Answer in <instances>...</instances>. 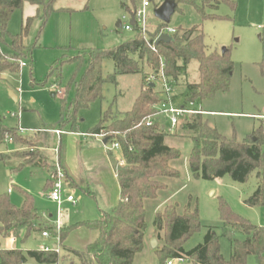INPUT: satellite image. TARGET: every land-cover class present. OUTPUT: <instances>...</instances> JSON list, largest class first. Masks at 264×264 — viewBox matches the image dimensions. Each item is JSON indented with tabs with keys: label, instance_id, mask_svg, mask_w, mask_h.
Here are the masks:
<instances>
[{
	"label": "trees",
	"instance_id": "trees-1",
	"mask_svg": "<svg viewBox=\"0 0 264 264\" xmlns=\"http://www.w3.org/2000/svg\"><path fill=\"white\" fill-rule=\"evenodd\" d=\"M57 0H0V78L2 75H17L20 63L31 60L32 49L24 45L34 18L41 21L37 38L49 17L54 13L53 5ZM175 12L178 5H192L202 20L219 19L217 15L204 12V8H215L220 3L228 4L235 9L234 0H202L201 6L195 0H174ZM25 4L36 8V15L25 18L19 33L8 32V23L12 14L21 10ZM174 12V13H175ZM168 28L159 23L153 30L141 33L136 25L132 26L135 36L114 49H90L77 52L72 56L60 59L51 67L49 79L56 67L65 64L73 66L69 84L61 99L59 131L63 134L55 139L51 131H37L33 137H23L17 129L6 128L0 120V145L10 140L16 145L28 148L26 153H16L22 159L17 169L25 165L48 168L49 162L42 147L58 148V161L65 175V182L71 189L77 188L86 197L92 193L86 185L74 180L65 169L64 144L67 133H77L82 118L80 111L102 98L101 88L105 82L115 84L116 77L122 75H142V85L131 110L114 116L110 112L102 115L98 124L88 130V135L104 134L107 145H118L119 158L123 166L116 168V179L120 189V200L111 212H101L97 219L79 221L62 227L59 232V246L67 257L76 259V264H133V258L143 247L146 230L144 203L154 200L159 191L165 188L163 180L177 178L179 173L171 162L180 158L177 149L165 143L167 137L176 135L179 129L191 134L192 150L188 165L191 175L196 179L216 180L228 175L233 181L245 183L255 173L258 184L254 193L244 201L248 206H264V157L261 145L264 144V132L254 131L242 141L227 139L216 129L210 127L203 115L185 116L181 119L175 133L170 135L162 129L155 106L160 101L158 88H154L147 79L156 76L163 64L164 74L170 79L173 88L183 84L185 92L173 98L182 106L199 105L211 100L219 92L229 89L233 63L228 51L222 54L209 53L203 42V35L197 27L171 34L172 41L156 44L155 40ZM6 46L9 53L3 52ZM109 59L114 65V74L106 80L102 77V62ZM197 64V81H188V68L191 63ZM144 67L151 72L143 73ZM264 74V63L260 64ZM46 79V80H47ZM58 77L56 82H61ZM72 92V98L67 95ZM55 96V94H54ZM53 96V97H54ZM147 119H152L151 126H145ZM53 138L55 141H53ZM0 157V160H3ZM117 165H115L116 167ZM50 187V183H49ZM222 221L221 237L231 242V254L225 260L219 251L218 236L208 231L201 244L186 251L184 243L201 228L196 208L187 204L182 212H177V205H167L155 214L154 233L163 245L156 247L160 264L170 258L183 257L189 264H246L252 256L255 264H264V227L252 225L247 220L233 214L224 202L219 206ZM38 216L33 206V199L25 194L23 205L18 208L7 196L0 194V264H58L60 255L56 252L40 250H19L16 247L4 249V241L13 238L15 243L19 236L24 239L34 232L51 230L50 225L37 224ZM97 232V238L89 243L85 250H69L65 245L68 236L78 229ZM163 233V236L161 237ZM235 234L245 238L237 240ZM161 237V238H160ZM64 258V257H63Z\"/></svg>",
	"mask_w": 264,
	"mask_h": 264
},
{
	"label": "rangeland",
	"instance_id": "rangeland-1",
	"mask_svg": "<svg viewBox=\"0 0 264 264\" xmlns=\"http://www.w3.org/2000/svg\"><path fill=\"white\" fill-rule=\"evenodd\" d=\"M143 1L57 0L53 5L55 11L43 26L38 38L37 32L41 21L34 18L24 40L27 49L36 46L32 49L31 60L24 62L26 66L21 68L19 74H5L0 78L2 124L9 129H17L18 132L22 129L19 133L24 138L33 137L39 129L45 131L58 129L61 120V99L66 85L69 84L73 66L65 64L56 67L53 75L47 79L51 67L60 59L77 52L90 49L110 50L132 40L135 32L124 30L122 26L129 24L131 13L140 10ZM147 1L149 2L146 9L147 29L153 30L160 23L154 16V10L164 0ZM234 1L235 9L226 3H220L213 9L204 8L206 14L219 17L206 20L201 19L192 5L180 3L178 5L180 11L171 16L167 25L168 29H175L178 33L197 27L199 33L203 35L207 52L222 54L223 50L228 51L233 63L228 91L217 93L213 99L201 102L199 107L204 112L203 119L210 127L227 139L242 141L254 131L264 132V74L260 70V64L264 63V0ZM195 3L201 6L202 0H195ZM35 9L34 6L25 4L21 10L15 11L8 23V32L12 35L19 33L22 21L26 17L35 16ZM2 50L9 53L6 46ZM101 66L102 77L105 80L114 74L111 60H104ZM150 72L144 67L143 73ZM58 77H62V81L55 83ZM197 79V64L193 62L188 68V81L193 82ZM141 85V74L117 76L115 84L105 82L101 88L102 98L94 101L88 109L80 111L82 121L79 123L78 132L86 133L95 127L106 112L120 116L131 110ZM156 88H159V85L156 84ZM184 92L183 84L174 87L176 95H183ZM11 93L16 96V100L11 97ZM52 93L55 94L54 97L51 96ZM71 98L72 92L67 95V100L70 101ZM165 125L167 126V123ZM176 133L167 137L165 143L180 153V158L171 162L179 176L163 180L165 188L158 192L154 200L145 201L146 230L143 247L135 254L133 264H160V256L155 248H152L151 241L155 240L156 247L159 248L163 243L154 233L153 221L155 214L161 212L167 205H177L179 214H182L187 204H190L192 209H197L201 228L184 243L186 251L201 244L207 232L212 231L219 237V251L225 260L230 257L231 242L221 237L222 221L219 213L221 202L239 218L257 227H264V206L251 207L244 203L257 188L258 180L255 173H252L245 183L235 182L228 175L216 180L194 178L188 165L193 147L191 134L182 129ZM54 138L57 139L56 136ZM53 149L52 145L40 149L47 154L48 168L25 165L17 169L23 160L15 154L26 153L29 149L10 140L0 145V157L4 158L0 160V194L7 196L18 208L23 205L25 194L31 196L38 216L36 225H52L55 221L56 205L48 200L45 194L46 179L52 167ZM261 152L264 157V144L261 145ZM8 189L11 190L10 194L7 193ZM73 194L76 199L80 198V201L75 207L63 203L62 226L70 218L73 223L81 217L94 220L98 218L99 211L109 213L112 210H102L100 203L79 191ZM75 233L68 236L65 245L78 251L84 238ZM234 238L243 240L245 237L235 234ZM48 242L49 240L41 239L40 232H34L26 239L24 234H21L15 247L23 251L38 250L41 245ZM66 254L60 248L58 255L61 257L58 264L77 263L75 258L67 257ZM246 264H255L254 257H248Z\"/></svg>",
	"mask_w": 264,
	"mask_h": 264
},
{
	"label": "crops",
	"instance_id": "crops-1",
	"mask_svg": "<svg viewBox=\"0 0 264 264\" xmlns=\"http://www.w3.org/2000/svg\"><path fill=\"white\" fill-rule=\"evenodd\" d=\"M118 27H120V25H118ZM174 95L176 94L174 93ZM176 96H179V95H176ZM11 97L14 100H16V96L13 93H11ZM38 131H45V130L39 129ZM54 135L56 136V134ZM64 135H65L64 164H65V169L67 173L74 180L79 181L80 183L82 182L83 185H86L88 187V189L92 193V198L97 203H100L101 205L100 208H102V210L108 211L110 209H113L120 200V189H119L118 182L116 179V174H115V165L117 164V161L120 159L118 151L116 150L108 151L107 144L104 138H99V137H95L92 135H88L87 132L86 133H79V132L67 133ZM44 155L47 157V154L44 153ZM51 155H52L51 156V159H52L53 153H51ZM49 175H50V172L48 173V177L46 179L45 190L47 191L49 189ZM8 190H7V193L10 194L11 191L8 192ZM65 190L68 192H71L72 194L75 191H79L81 193V191L78 190L77 188L75 189L69 188L67 186V183L65 186ZM73 196H74V199L76 200V203L74 205L70 203H66V202L65 203L72 207H75L80 201V198L76 199L74 194ZM99 212L101 213L102 211H99ZM80 216H82V214ZM49 218H51V216H49ZM81 218L74 221V223L79 222V221L90 220L88 219L89 217H81ZM70 219L62 227L74 224L72 222L73 220L71 219L72 220L71 221ZM73 233L78 234L80 236L82 235V238H84L82 242L83 244L81 245L80 249H78V251L85 250L86 246L89 243L93 242L97 238V235H98L97 232L89 231L83 228L75 230L71 234ZM40 237H41V232H40ZM41 239L49 240L48 243L43 244L41 246L51 245V244L53 246L54 244L53 238H42L41 237ZM8 240L9 238L4 241V249L14 248L15 242L13 243V246L9 247V245L7 244ZM66 247L72 250H75L69 246H66ZM59 249H60V246H59Z\"/></svg>",
	"mask_w": 264,
	"mask_h": 264
},
{
	"label": "built area",
	"instance_id": "built-area-1",
	"mask_svg": "<svg viewBox=\"0 0 264 264\" xmlns=\"http://www.w3.org/2000/svg\"><path fill=\"white\" fill-rule=\"evenodd\" d=\"M149 7V2L147 0L143 1L142 7L140 10H134V12L130 15V21L134 19L135 25L138 27L141 33H145L147 30L146 24V9ZM129 21V22H130ZM123 29L130 31L132 30L131 24H123ZM175 33V29H166L164 34L171 35ZM26 64L24 62L20 63V68L25 67ZM164 66L161 63L160 70L157 72L156 76H150L147 81L159 85V94H160V101L155 106V110L157 112V117L159 118V122L162 123V129L167 132L168 134L172 135L175 133L176 129L178 128L181 119L185 116H191L196 114L203 115L204 112L201 111L199 105H188L182 106L178 101H174V88L170 79H168L163 70ZM197 107V108H195ZM154 123L152 119H147L145 122V126H151ZM167 123V126L165 125ZM19 132H22V129H19ZM57 137L63 134L62 131L56 130L53 131ZM95 137L104 138V134L93 135ZM108 151L118 150V145L116 143H112L107 145ZM53 158H52V167L50 169L49 175V183L50 187L46 193V197L52 203L56 205V215L55 221L51 226V230H44L41 232L42 238H53L54 244L53 246H41L40 251L42 252H51L54 251L59 254V232L62 228L61 225V215H62V205L63 203H70L74 205L76 200L71 192L65 190L66 180L64 172L59 164L58 161V148L55 147L53 150ZM124 162L119 159L117 161V166L115 167V174L116 168L123 166ZM11 190H8L10 192ZM13 238H9L7 244L9 247L13 246L14 243ZM12 249V248H7ZM165 264H189L186 258L183 257H176L168 259Z\"/></svg>",
	"mask_w": 264,
	"mask_h": 264
},
{
	"label": "water",
	"instance_id": "water-1",
	"mask_svg": "<svg viewBox=\"0 0 264 264\" xmlns=\"http://www.w3.org/2000/svg\"><path fill=\"white\" fill-rule=\"evenodd\" d=\"M175 8H176V4H175L174 0H164L162 2V4L154 10V16H155L156 19H158L160 21V23L168 24L170 22L171 16L175 12ZM130 24H131V26L135 25L134 19H132L130 21ZM170 41H172V38H171L170 35L161 33L156 38L155 43L156 44L161 43V42H165L166 43V42H170ZM224 51L225 50H223V52ZM150 87L154 88V84H151ZM51 96L53 97L54 93H52ZM151 246H152V248H156L155 240L151 241Z\"/></svg>",
	"mask_w": 264,
	"mask_h": 264
}]
</instances>
